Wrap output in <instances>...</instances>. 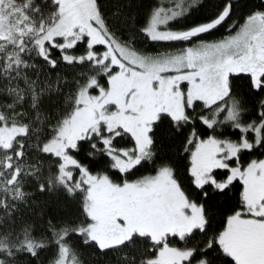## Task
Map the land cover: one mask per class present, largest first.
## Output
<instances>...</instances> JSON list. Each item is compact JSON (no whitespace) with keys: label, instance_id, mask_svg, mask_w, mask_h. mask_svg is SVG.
Returning <instances> with one entry per match:
<instances>
[{"label":"snow or ice","instance_id":"1","mask_svg":"<svg viewBox=\"0 0 264 264\" xmlns=\"http://www.w3.org/2000/svg\"><path fill=\"white\" fill-rule=\"evenodd\" d=\"M238 4L0 0V264H264V0Z\"/></svg>","mask_w":264,"mask_h":264},{"label":"trees","instance_id":"2","mask_svg":"<svg viewBox=\"0 0 264 264\" xmlns=\"http://www.w3.org/2000/svg\"><path fill=\"white\" fill-rule=\"evenodd\" d=\"M103 6L105 10L109 13H111L113 8L123 6V12L124 13H132L136 14L139 13L141 16L147 12L148 6L150 4H155L156 0H102ZM259 3V0H239V4L237 6V9L235 11L234 19H237L244 15L252 5ZM130 4V6H129ZM206 12L197 13L196 16L192 17V20L197 19L198 17H201L205 15ZM115 19V17L113 18ZM224 32V29H220L214 37H210L211 39H217L219 38ZM84 69H77L76 71H83ZM62 74L66 76L68 80H72L73 78V70L70 68L62 69ZM242 84H246V81H242ZM121 146H127L131 147V143L128 141V138H125L124 141L121 142ZM184 154L181 153V156ZM251 159H264V156H261L259 153L253 154V155H246L244 157L245 163L250 161ZM188 164L187 159H179L177 158L175 160V166L177 168V173L179 178L186 183V172L185 168ZM103 165H97L93 168V171H101L103 170ZM145 174L143 170L141 172H138L136 176L131 177L132 179H136L140 175ZM115 178V177H114ZM240 184L237 182L236 188L233 190V193H230V199L223 198L218 203L222 204L224 208H232L237 205L239 190H240ZM31 190V189H29ZM35 199H37L38 202L41 203V206L46 207L48 214L51 216H58L63 214L64 206L69 203L67 196L63 192H45L43 194L36 193ZM220 219H223V217H220ZM179 246V245H178ZM84 253V260L85 264H106L107 258H97L92 259L89 256V250L84 249L82 250Z\"/></svg>","mask_w":264,"mask_h":264},{"label":"rangeland","instance_id":"3","mask_svg":"<svg viewBox=\"0 0 264 264\" xmlns=\"http://www.w3.org/2000/svg\"><path fill=\"white\" fill-rule=\"evenodd\" d=\"M77 54H79V52Z\"/></svg>","mask_w":264,"mask_h":264}]
</instances>
